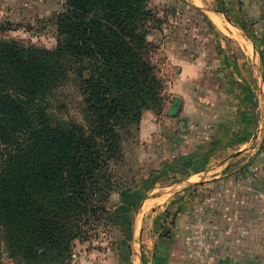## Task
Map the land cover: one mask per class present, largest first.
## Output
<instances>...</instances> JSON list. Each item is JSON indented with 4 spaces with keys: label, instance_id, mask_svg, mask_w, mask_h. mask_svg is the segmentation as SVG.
Listing matches in <instances>:
<instances>
[{
    "label": "crops",
    "instance_id": "0c3cea01",
    "mask_svg": "<svg viewBox=\"0 0 264 264\" xmlns=\"http://www.w3.org/2000/svg\"><path fill=\"white\" fill-rule=\"evenodd\" d=\"M168 1L149 39L171 76L137 128V182L113 190L119 256L95 264H264V0ZM61 5L0 0V21Z\"/></svg>",
    "mask_w": 264,
    "mask_h": 264
},
{
    "label": "trees",
    "instance_id": "16d2710c",
    "mask_svg": "<svg viewBox=\"0 0 264 264\" xmlns=\"http://www.w3.org/2000/svg\"><path fill=\"white\" fill-rule=\"evenodd\" d=\"M147 0H67L56 48L0 39V246L23 264H68L76 239L107 213L123 133L159 109ZM84 117H56L51 95L71 72Z\"/></svg>",
    "mask_w": 264,
    "mask_h": 264
},
{
    "label": "rangeland",
    "instance_id": "374dc122",
    "mask_svg": "<svg viewBox=\"0 0 264 264\" xmlns=\"http://www.w3.org/2000/svg\"><path fill=\"white\" fill-rule=\"evenodd\" d=\"M147 1L148 7L153 13V17L148 21L147 41L149 43V57L155 67V74L162 82V79L171 76V68L168 67L165 56L159 52V43L156 40H150L149 34L152 28L160 26L164 20V18L159 17V13L170 12L173 6L169 4L170 1L168 0ZM61 2L63 5L59 9L53 11V8L49 7L43 15L31 14L18 20L10 21L4 19L0 21V39H19L26 44L56 48L60 33L53 17L56 13L66 10L67 0H61ZM205 2L219 8L227 5V0H205ZM232 32L231 34H233ZM240 34L239 36H229V39H234V41L239 43V41L244 39V34ZM234 45L237 46V44ZM161 84L162 92L164 85L163 82ZM84 107L85 95L80 87L77 74L72 71L68 80L51 95L49 110L58 118L75 119L84 123ZM136 132L137 127H133L123 133V157L111 163L113 180L117 187L129 186L137 182V173L139 172V167H141L139 165H141L142 160L134 148L135 138H137ZM115 196V193L111 192L106 204L107 213L103 214L102 218L93 220L89 224L90 235L83 239L75 240V247L72 250L68 264H95L109 261L110 258L114 257L113 254L119 256L118 253L121 248L117 231L115 230V223H113V220L111 222L109 218L114 211V207H112L113 201L119 199ZM0 264H23V262L12 257L3 243L0 246Z\"/></svg>",
    "mask_w": 264,
    "mask_h": 264
},
{
    "label": "bare ground",
    "instance_id": "6f19581e",
    "mask_svg": "<svg viewBox=\"0 0 264 264\" xmlns=\"http://www.w3.org/2000/svg\"><path fill=\"white\" fill-rule=\"evenodd\" d=\"M216 15H217V14H216ZM219 16H220V15H219ZM219 16H218V17H219ZM222 17H223V16H222ZM216 18H217V17H216ZM216 18H215V19H216ZM214 22H218V24H219L220 26H223V25H224V24H223L224 22L221 21V20H217V21H214ZM226 26H227V24H226ZM227 27H228V26H227ZM230 28H232V27H230ZM233 28H234V26H233ZM233 28H232V29H233ZM227 30H228V29H227ZM234 30H235V29H233V31H234ZM237 31H238V30H236V32H237ZM231 32H232V31H231ZM236 32H235V34H236ZM229 34H230V33H229ZM238 34H240V33H238ZM235 36H236V35H235ZM236 38H237V37H236ZM244 40H245V39H244ZM245 41H246V40H245ZM241 42H242V41H241ZM247 50L249 51V49H247ZM250 53H251V52H250Z\"/></svg>",
    "mask_w": 264,
    "mask_h": 264
}]
</instances>
